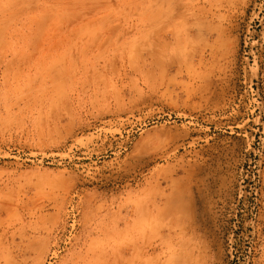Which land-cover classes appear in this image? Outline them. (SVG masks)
<instances>
[{
    "label": "rangeland",
    "instance_id": "obj_1",
    "mask_svg": "<svg viewBox=\"0 0 264 264\" xmlns=\"http://www.w3.org/2000/svg\"><path fill=\"white\" fill-rule=\"evenodd\" d=\"M0 264H264V0H0Z\"/></svg>",
    "mask_w": 264,
    "mask_h": 264
}]
</instances>
